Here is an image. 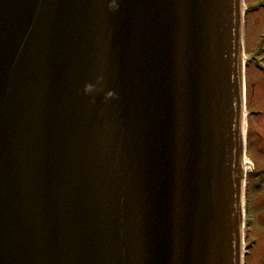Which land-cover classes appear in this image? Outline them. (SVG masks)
<instances>
[{"label": "water", "instance_id": "water-1", "mask_svg": "<svg viewBox=\"0 0 264 264\" xmlns=\"http://www.w3.org/2000/svg\"><path fill=\"white\" fill-rule=\"evenodd\" d=\"M240 0H0V264H240Z\"/></svg>", "mask_w": 264, "mask_h": 264}, {"label": "rangeland", "instance_id": "rangeland-1", "mask_svg": "<svg viewBox=\"0 0 264 264\" xmlns=\"http://www.w3.org/2000/svg\"><path fill=\"white\" fill-rule=\"evenodd\" d=\"M250 8L245 16V32L249 49L258 50V37L264 33V0H245ZM258 7L257 9H254ZM261 8L260 11L258 9ZM264 50V45H263ZM260 55L264 54L259 51ZM264 64V58L262 59ZM256 84L250 101L246 154L254 170L247 172V232L244 241H251L246 264H264V73L255 69ZM250 91V89H249ZM247 234V235H246ZM240 239V242H241Z\"/></svg>", "mask_w": 264, "mask_h": 264}, {"label": "flooded vegetation", "instance_id": "flooded-vegetation-1", "mask_svg": "<svg viewBox=\"0 0 264 264\" xmlns=\"http://www.w3.org/2000/svg\"><path fill=\"white\" fill-rule=\"evenodd\" d=\"M263 45H264V35L261 37L259 36V38H258L259 51L264 52V50L262 48ZM244 51H245V54H247V52L249 53L247 59L245 60V64H246L245 81H246V85H248L250 87L249 101H251L253 96H254V87H255V84L257 82L256 76L254 77V72H252V71H255V69H259L264 73V64L262 62V59L264 58V54L257 57L256 53L259 51L256 49L255 50L249 49V44L247 43V41H245ZM248 61H250V62L248 63Z\"/></svg>", "mask_w": 264, "mask_h": 264}, {"label": "bare ground", "instance_id": "bare-ground-1", "mask_svg": "<svg viewBox=\"0 0 264 264\" xmlns=\"http://www.w3.org/2000/svg\"><path fill=\"white\" fill-rule=\"evenodd\" d=\"M261 8L258 9V11H260ZM243 162H244V171H246V169L251 168V160L245 155V153L243 154Z\"/></svg>", "mask_w": 264, "mask_h": 264}]
</instances>
